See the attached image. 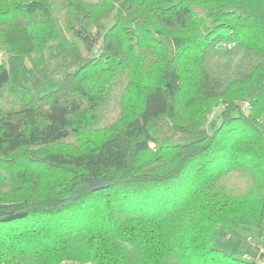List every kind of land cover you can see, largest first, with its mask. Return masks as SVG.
Wrapping results in <instances>:
<instances>
[{"label": "trees", "instance_id": "obj_1", "mask_svg": "<svg viewBox=\"0 0 264 264\" xmlns=\"http://www.w3.org/2000/svg\"><path fill=\"white\" fill-rule=\"evenodd\" d=\"M0 52V264H254L264 0H0Z\"/></svg>", "mask_w": 264, "mask_h": 264}, {"label": "rangeland", "instance_id": "obj_2", "mask_svg": "<svg viewBox=\"0 0 264 264\" xmlns=\"http://www.w3.org/2000/svg\"><path fill=\"white\" fill-rule=\"evenodd\" d=\"M86 1L90 2V3H95V2H100L102 0H86ZM107 23H110V20H108ZM99 46H100V41H99L97 48H99ZM4 58L5 57H4L3 53L0 52V61L3 60ZM221 60H222V62H224V63L226 62L229 65H231L232 67H234L236 64L244 61L245 57H244V54H237V55L227 56L225 58H222ZM57 63H58L57 60L56 61L51 60L50 66H51V68H54V69H53V71H51L52 74L50 75V78L52 80H54V82L51 84L52 86L50 87V89H52V87H56L57 83H58L60 70H58L59 66ZM40 89H42V88H40ZM114 96H115V94L114 95L112 94L106 100V102L103 104V106L100 108V123L101 124L110 121L116 113V112H113V110H112V106L114 104V99H115ZM12 99L13 98L10 96V94H8V92H6V93H4L3 97L0 99V105L7 102V101H11ZM218 112L219 111L216 110L213 113L211 119L215 118L217 116ZM246 237L248 238V240L251 239V240H254L256 242H260L259 239L256 238V236H253V232L250 235L247 234ZM248 240H244V238L234 239V238L229 237V238L224 239V240H217L215 243V247L217 249H222V250H226V251H243V252H246L248 255L253 257V255H255L256 253L253 250L251 242H247Z\"/></svg>", "mask_w": 264, "mask_h": 264}, {"label": "built area", "instance_id": "obj_3", "mask_svg": "<svg viewBox=\"0 0 264 264\" xmlns=\"http://www.w3.org/2000/svg\"><path fill=\"white\" fill-rule=\"evenodd\" d=\"M259 241L260 242H258V246L255 250L256 254L253 255V257L248 255L244 256L246 259L250 260L254 264H264V226L261 229Z\"/></svg>", "mask_w": 264, "mask_h": 264}, {"label": "water", "instance_id": "obj_4", "mask_svg": "<svg viewBox=\"0 0 264 264\" xmlns=\"http://www.w3.org/2000/svg\"><path fill=\"white\" fill-rule=\"evenodd\" d=\"M104 179L103 178H99V179H96V180H93L90 182V189L92 191H97V190H100L102 188H104Z\"/></svg>", "mask_w": 264, "mask_h": 264}]
</instances>
